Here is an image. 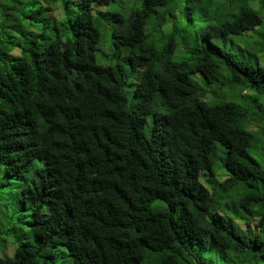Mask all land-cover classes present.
Instances as JSON below:
<instances>
[{
  "label": "trees",
  "instance_id": "1",
  "mask_svg": "<svg viewBox=\"0 0 264 264\" xmlns=\"http://www.w3.org/2000/svg\"><path fill=\"white\" fill-rule=\"evenodd\" d=\"M0 238L264 264V0H0Z\"/></svg>",
  "mask_w": 264,
  "mask_h": 264
},
{
  "label": "rangeland",
  "instance_id": "2",
  "mask_svg": "<svg viewBox=\"0 0 264 264\" xmlns=\"http://www.w3.org/2000/svg\"><path fill=\"white\" fill-rule=\"evenodd\" d=\"M109 56H110V55H108L107 59L104 60L105 62L109 61ZM101 60H103V59H101L100 56H99V57H98V61L101 62ZM112 62H115V60H112ZM126 89H127L128 93H129V96H130V98H131L130 89H129L128 87H127ZM0 240H3V238H0ZM212 257H213V255H212ZM211 260H212V259H211ZM212 262L215 263L214 260H212Z\"/></svg>",
  "mask_w": 264,
  "mask_h": 264
}]
</instances>
